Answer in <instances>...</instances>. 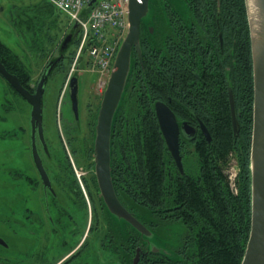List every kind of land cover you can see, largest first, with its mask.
Here are the masks:
<instances>
[{
	"label": "trees",
	"instance_id": "1",
	"mask_svg": "<svg viewBox=\"0 0 264 264\" xmlns=\"http://www.w3.org/2000/svg\"><path fill=\"white\" fill-rule=\"evenodd\" d=\"M163 2L178 14L170 0ZM159 5V0H149L146 23L154 27L158 26ZM187 6L202 25H213L218 20L223 47L220 48L218 30L211 27L200 30L214 34L210 39L211 54L217 49L219 60L226 57L230 69L225 66L218 71L220 82L205 90L211 94L190 95L187 85L193 78L191 64L195 54L189 29L182 27L171 13L174 17L168 20L170 25L164 31L167 37L161 56L156 27L151 34L143 25L146 33L140 38L141 58L136 52L132 56L131 71L113 122L111 167L118 198L151 232V237L113 215L99 198L98 219L104 222L101 246L113 252L119 264H133L138 247H143L139 264H241L250 237L254 76L246 0H189ZM14 9L16 17L15 10L11 11V21L21 38L32 40L38 47L43 44L45 27L49 25L51 49L57 50L60 43L57 39L70 26L67 19L62 26L63 15L53 5L43 0ZM69 29L78 32L72 61L81 33L74 26ZM0 55L5 63V56H16L1 40ZM20 81L29 87V80ZM228 90L236 104L237 134L233 130ZM161 100L170 101L179 119L203 120L211 134L210 142L202 135L196 141L195 154L185 157L184 174L176 168L158 124L154 106ZM193 104L198 107L188 108ZM231 154L240 168L237 194L231 190L225 174ZM176 225L183 230L175 246L177 251L170 254ZM39 226L44 227V223ZM150 244L158 250L154 251ZM61 247L65 248V244L61 243ZM73 257L74 261L77 255Z\"/></svg>",
	"mask_w": 264,
	"mask_h": 264
},
{
	"label": "rangeland",
	"instance_id": "2",
	"mask_svg": "<svg viewBox=\"0 0 264 264\" xmlns=\"http://www.w3.org/2000/svg\"><path fill=\"white\" fill-rule=\"evenodd\" d=\"M41 1L43 0H0V6L4 7V11H0V40L9 46L18 44L22 39L16 36L11 11L39 4ZM66 19L62 16V26L67 24ZM69 28L64 29L57 42L62 43L71 32ZM44 32H48L51 44L49 25ZM74 49L73 46L70 52L72 56ZM55 51L52 52L51 49L52 54H56ZM82 55L83 53L80 62L69 59L60 64L51 75L44 96V128L50 156L45 153L41 155L62 209H66L62 217L52 206L53 225L44 213L43 185L31 154V106L0 76V235L9 243L8 248L0 246V264H61L82 241L84 245L77 252H81L80 256L71 264H119V258L101 246L104 222H99L98 219L101 211L92 173L94 125L97 123L109 77H101L88 61V56ZM34 58L35 56L28 57L34 61L35 66H41V62ZM76 73L79 80V123L74 117L68 93L69 79ZM32 81L35 85L38 78ZM233 165L232 162L231 171H235ZM14 170H19V174L24 176L18 185L13 182ZM73 185L78 192H73ZM79 193H83L84 200L79 199ZM19 199L21 202L17 204ZM26 208L34 209L42 215L44 227L39 226L38 221L28 226L30 220L26 217L25 229H20L15 234L14 220L26 215ZM182 230L181 225H176L172 230L173 237ZM78 233L81 235L80 239L74 241L73 236ZM151 240L155 242L154 239ZM61 243L65 244V248L61 247Z\"/></svg>",
	"mask_w": 264,
	"mask_h": 264
},
{
	"label": "water",
	"instance_id": "3",
	"mask_svg": "<svg viewBox=\"0 0 264 264\" xmlns=\"http://www.w3.org/2000/svg\"><path fill=\"white\" fill-rule=\"evenodd\" d=\"M96 1L93 0L92 3ZM92 3L89 5L91 6ZM255 7L253 11L252 5ZM247 14L249 18L252 42L253 76H254V106H253V134L250 156V169L252 178V218L251 231L247 243L246 252L241 264H264V0H246ZM128 30L119 47L114 66L103 93V98L98 111L95 126L94 140V172L96 175L99 196L107 209L119 219L125 220L137 229L141 234L150 236L151 232L122 204L117 196L111 167V138L115 114L122 100L128 76L132 67V52L136 48L141 54V22L149 10V0H128ZM77 27V25L75 26ZM73 38L68 34L61 47V56L53 62L43 78L40 80L36 93L26 89L18 77L7 71L0 58V73L3 77L25 98L32 106V144L33 157L45 185H50V178L44 168L41 156L36 144V133L43 143L45 149L47 144L43 128V101L45 84L48 75L54 69V65L64 56ZM63 53V54H62ZM69 95L72 109L76 119L79 120V80L78 76L72 77L69 85ZM230 105L233 130L239 132V122L236 116L235 100L230 93ZM156 115L167 147L175 160L180 171H183L181 155L179 151L180 126L174 112L164 103L155 104ZM202 130L207 139L210 134L202 125ZM0 244L8 246L0 237ZM155 251L158 249L154 247ZM138 253L133 264H138L140 259Z\"/></svg>",
	"mask_w": 264,
	"mask_h": 264
},
{
	"label": "flooded vegetation",
	"instance_id": "4",
	"mask_svg": "<svg viewBox=\"0 0 264 264\" xmlns=\"http://www.w3.org/2000/svg\"><path fill=\"white\" fill-rule=\"evenodd\" d=\"M165 1L169 2V0H165ZM170 1L173 4V6L175 7V11L178 14L169 10V8L166 7V3L163 2V0H159L160 5H159L158 11H157V16H156V17H158V20H157L158 26L156 27V25H155V27H156V31L158 32L157 34L159 37V46H160L161 56H162V52L164 51L163 43H165V38L167 37L166 36L167 34H165L164 31L166 30L167 26L170 25L168 23V20L170 22L171 16L174 15L176 20L181 22L182 27H186L189 29V31H190L189 32L190 43H191V46H192L194 54H195L193 57L194 62H192V64H191V68L194 70V72L192 74L193 78H192L191 83L187 85L189 87L190 95L196 96V95L202 94L203 92L211 94V92H208L205 90L210 88L212 85H217L220 82V77L218 75V71L222 70V68L225 66H226L227 70L230 68L227 66L226 57L222 56V59L219 60L221 55H219L220 52L217 53L218 52L217 49H215L214 55L211 54L210 39L214 34H211L209 32H202L200 29L206 28V27H211V28H215L216 30H218L219 32L217 34V37H218V41H219L220 48H221V47H223V34L220 31V27L218 25V20L213 25H202L201 23L197 22L198 17L195 15L194 11L192 9L188 8L187 3L189 0H170ZM14 10L15 9H13L12 12ZM0 11L1 12L4 11L3 5L0 6ZM149 12H150V9L148 10L147 15L142 19L143 21L141 22V34L146 33V31L143 28V25L146 27V29L149 30V32L151 34H153L155 32L154 25L147 24L148 21L146 23L147 16H148ZM14 15L16 17V10L14 11ZM47 33L44 32L45 40L42 42L43 44L39 45L38 47H35L32 40H24L16 32V36H19L22 39L18 42V44L10 46L12 48V50L15 52L16 56H13L11 58H7L5 56V60L7 62V63H5L4 59H2V56L0 55L1 62L4 64L7 71H9L11 74L17 76L19 81L21 78L24 80H29V82H28L29 87L24 85L23 83H21V84L26 89H28L31 93H36V90H37V87H38L40 80L47 73L48 69L53 66V62L56 59L60 58V56H61V47H62V43L64 40H62L61 44L59 43L57 50L55 51L56 54H52L51 53V44L49 43ZM69 34H73L72 41L69 44L68 48L65 50L64 56L60 59L59 62H57L54 65V69L48 75L47 83L45 84V92H46L47 84L51 78V75L60 66V64H62L64 61L72 58V55L70 54V52L72 51L71 49L73 48V46L75 44V39H76L78 33L75 31H71ZM135 52H136V54H138V57L141 58L142 53L139 54V52L137 51L136 48L133 49L132 56L134 55ZM29 56H35L34 59L37 58L38 61L41 62V66H37V65L35 66L33 63L34 61H31L30 59H28ZM0 76L9 85V87L13 91H15L16 94L20 95V93L3 77V75L1 73H0ZM19 76H21V78ZM46 76H47V74H46ZM240 77L242 78V73H241ZM35 78H38V81L35 85H33L34 83L32 80H34ZM230 92L231 91L228 90L229 94H230ZM44 96H45V93H44ZM69 97H70V95H69ZM23 99L25 100V98H23ZM70 101H71V98H70ZM158 102H162V103L166 104L174 112V114L177 118V122L180 126L179 151H180L181 161H182V165H183V171L182 172L180 171L179 167L177 166L175 160H174V162H175V165H176V168L178 169V171L181 174H184V172H185L184 159H185V157L187 158L189 155L195 154L196 141L198 139H201L202 135L204 136V138L208 142H210L212 140V138L210 140H208L206 135L204 134V132L202 130V125H204L206 128H207V126L203 120H201L199 118L179 119L178 116L176 115L175 111L171 108V106L169 104V102H170L169 100L168 101L161 100ZM43 103H44V101H43ZM229 103H230V95H229ZM194 105L195 104H193L192 106H190L188 108L195 109L198 107V106H194ZM79 106H80V102H79ZM71 108H72V102H71ZM235 108H236V104H235ZM154 109H155V106H154ZM230 110H231V105H230ZM72 111H73V109H72ZM155 112H156V110H155ZM31 113H32V106H31ZM43 114H44V105H43ZM74 117H75V114H74ZM231 117H232V115H231ZM75 119H76V117H75ZM76 121L79 123L80 119H79V121H78V119H76ZM158 124H159V121H158ZM232 125H233V123H232ZM159 127H160V125H159ZM43 128H44V115H43ZM160 130H161V128H160ZM207 130H208V128H207ZM209 134H210V132H209ZM44 135H45V128H44ZM210 137H211V134H210ZM45 140H46V144H47V149H45L43 143L41 142V140L38 136V133H36V144H37L38 153L41 156V158H42V155H41L42 153H45L46 155L50 156V151L48 149V143H47L46 136H45ZM30 142H31V154H32V158H33V164H34V167L36 168V170L38 172V175L40 176V179H41L42 185H43L44 207H45L44 213L46 214L47 220L49 221V223L52 224L54 222L52 210H51L52 206H53V209H56L60 212L62 217L64 216V214H65L64 210H66V209H62L63 207L58 200V198H59L58 193L55 190V187L53 186V181H52V179L48 173L49 171H47V169L45 167L43 158H42V161H43L44 168H45V170H46V172L50 178V181H51L50 185H45L43 178H42V175L37 168V165H36L34 157H33L32 124H31V122H30ZM230 156H231V161L229 163L228 169L225 171V174L228 176V180L230 182L231 190L235 194H237L238 193L237 181H238L239 174H240V168H239L238 162H237L236 158L234 157V155L231 154ZM232 162L234 163L233 168L235 169V171H231L232 170L231 169L232 168L231 167ZM19 173H21L19 170L12 171L13 182L17 183V185L24 178V176H22ZM92 173L95 176V178H94L95 182L93 180V184H94L93 186L96 188V191L98 192V202H99L100 196H99L98 183H97L95 172L93 171ZM192 173L194 174V173H196V171H193ZM37 182L39 183V180H37ZM95 184L97 187L95 186ZM72 189H74V191H73L74 193L78 192V189L75 187V185H73ZM79 199L84 200L83 199V193H79ZM19 201L21 202V199L17 200L16 203L19 204L20 203ZM78 202H80V201L78 200ZM26 213L27 214L24 215L23 217H16V219L14 220L13 227L15 228V234H18L20 232V229H25V224H26L25 218L26 217H28V219L30 220L28 226L34 225L36 223V221H38L39 223H41V220L45 222V220L42 218V215L34 209H31V208L27 209L26 208ZM112 219H114V218L112 217ZM112 222L114 223V220H112ZM30 233H32V232H30ZM80 236H81L80 233L76 234L75 236H73V240L74 241L79 240ZM0 237L4 239V241L6 242V244L9 247V243H7V239L5 240V238L1 235H0ZM179 239H180V234L176 235L175 238L174 237L172 238V242H173L174 247L178 243ZM111 241L114 242V234H112ZM67 242L71 243V241L70 242L67 241ZM83 245H84V241H82L77 246V248L74 249V251L72 253L68 254L64 258V260H62L61 264H71L72 263L71 261H73V258H74L73 256H75V255H77V257L80 256L81 252L80 253H77V252L82 249ZM0 246L4 247V248H8V247L3 246L1 244H0ZM150 247L155 251L154 245L150 244ZM174 247H171V246L169 247L170 248L169 252H171L172 254H174L177 251L176 247L175 248ZM139 248H140L139 254H140V259H141V256L143 253V250H142L143 247H138L136 249V255L138 253ZM136 255L134 256V259H135ZM134 259H133V262H134ZM140 259H139V261H140ZM138 264H139V262H138Z\"/></svg>",
	"mask_w": 264,
	"mask_h": 264
},
{
	"label": "built area",
	"instance_id": "5",
	"mask_svg": "<svg viewBox=\"0 0 264 264\" xmlns=\"http://www.w3.org/2000/svg\"><path fill=\"white\" fill-rule=\"evenodd\" d=\"M46 1L66 15L72 24L79 25L82 37L79 53L87 48L93 69L101 77L108 78L128 30V0Z\"/></svg>",
	"mask_w": 264,
	"mask_h": 264
},
{
	"label": "bare ground",
	"instance_id": "6",
	"mask_svg": "<svg viewBox=\"0 0 264 264\" xmlns=\"http://www.w3.org/2000/svg\"><path fill=\"white\" fill-rule=\"evenodd\" d=\"M252 5V4H251ZM252 9H253V11L255 10V7L252 5Z\"/></svg>",
	"mask_w": 264,
	"mask_h": 264
}]
</instances>
